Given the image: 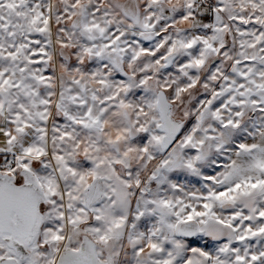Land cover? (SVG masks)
<instances>
[{
	"label": "snow or ice",
	"instance_id": "obj_1",
	"mask_svg": "<svg viewBox=\"0 0 264 264\" xmlns=\"http://www.w3.org/2000/svg\"><path fill=\"white\" fill-rule=\"evenodd\" d=\"M0 264H264V0H0Z\"/></svg>",
	"mask_w": 264,
	"mask_h": 264
}]
</instances>
